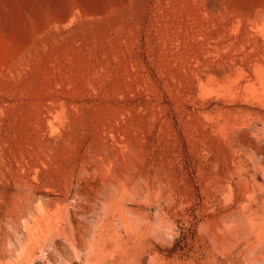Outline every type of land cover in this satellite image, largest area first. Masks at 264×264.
Returning <instances> with one entry per match:
<instances>
[{
    "label": "rangeland",
    "instance_id": "374dc122",
    "mask_svg": "<svg viewBox=\"0 0 264 264\" xmlns=\"http://www.w3.org/2000/svg\"><path fill=\"white\" fill-rule=\"evenodd\" d=\"M0 264H264V0H0Z\"/></svg>",
    "mask_w": 264,
    "mask_h": 264
}]
</instances>
